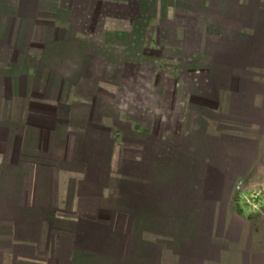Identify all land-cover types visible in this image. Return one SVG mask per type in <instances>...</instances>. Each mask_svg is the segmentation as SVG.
Listing matches in <instances>:
<instances>
[{"label":"crops","instance_id":"0c3cea01","mask_svg":"<svg viewBox=\"0 0 264 264\" xmlns=\"http://www.w3.org/2000/svg\"><path fill=\"white\" fill-rule=\"evenodd\" d=\"M256 166L264 0H0V264H264Z\"/></svg>","mask_w":264,"mask_h":264},{"label":"rangeland","instance_id":"374dc122","mask_svg":"<svg viewBox=\"0 0 264 264\" xmlns=\"http://www.w3.org/2000/svg\"><path fill=\"white\" fill-rule=\"evenodd\" d=\"M256 169H258L256 170V177L252 178L251 183L247 185L246 197L244 199L245 205H248L247 207L250 211L259 210V208L264 206V183H262L264 182V167L256 166ZM250 187H253V190H249L248 188Z\"/></svg>","mask_w":264,"mask_h":264},{"label":"flooded vegetation","instance_id":"af4514ba","mask_svg":"<svg viewBox=\"0 0 264 264\" xmlns=\"http://www.w3.org/2000/svg\"><path fill=\"white\" fill-rule=\"evenodd\" d=\"M253 211H255V210H251V212H253ZM217 231L220 232V231H221V228H219ZM224 245H226V244H224V243H222V242L217 243V244L215 245L213 251H212L211 257L216 256L217 253L219 252V250H220L221 248H225V247H223Z\"/></svg>","mask_w":264,"mask_h":264},{"label":"built area","instance_id":"2783aa9c","mask_svg":"<svg viewBox=\"0 0 264 264\" xmlns=\"http://www.w3.org/2000/svg\"><path fill=\"white\" fill-rule=\"evenodd\" d=\"M262 183H264V182H262ZM254 185H255V183H254ZM249 190H253V187H250V188H248Z\"/></svg>","mask_w":264,"mask_h":264}]
</instances>
